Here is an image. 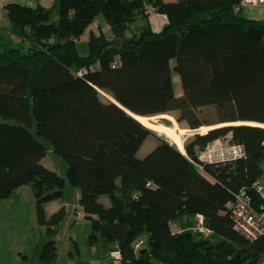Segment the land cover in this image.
<instances>
[{
    "label": "trees",
    "instance_id": "trees-1",
    "mask_svg": "<svg viewBox=\"0 0 264 264\" xmlns=\"http://www.w3.org/2000/svg\"><path fill=\"white\" fill-rule=\"evenodd\" d=\"M238 2L54 0L55 21L51 8L6 4L11 33L27 46L0 51V199L30 185L38 225L55 233L64 206L46 215L45 205L62 198L64 179L41 163L50 148L65 163L68 183L79 189L83 219L110 247L118 246V264H262L264 237L249 241L237 233L225 206L247 187L260 207L249 187L262 176L264 161V23L243 16ZM146 6L165 16L160 31L146 23L132 29L148 17ZM98 16L110 37L89 32L81 55L78 40ZM100 92L139 116L177 110L193 129L202 124L189 116L212 105L218 122L228 125L196 134L184 153L158 139L138 157L152 131L102 101ZM225 136L242 145L243 157L202 163L198 172V153ZM196 215L212 239L170 229V222ZM139 238L144 244L134 251ZM55 258L49 240L39 259L52 264Z\"/></svg>",
    "mask_w": 264,
    "mask_h": 264
},
{
    "label": "rangeland",
    "instance_id": "rangeland-1",
    "mask_svg": "<svg viewBox=\"0 0 264 264\" xmlns=\"http://www.w3.org/2000/svg\"><path fill=\"white\" fill-rule=\"evenodd\" d=\"M48 8H51L52 20L57 19V7L54 5V0L51 1ZM101 20V16H98ZM101 20L98 22L102 23ZM105 25V23H104ZM82 41L78 42V50L81 55L87 52V34L83 35ZM7 37H2L0 40V51L4 48L15 47L17 44L10 42ZM26 47L27 43L22 42ZM22 46V45H21ZM173 64V61L171 62ZM173 87L176 97L181 96L180 83L178 77L173 74ZM102 101H110V96L104 92H100ZM195 115L189 117L195 118L200 124V127L215 128L228 125V123H219L216 108L212 105H207L196 109ZM173 120L158 115L150 116L151 122L160 124L163 127H172L173 123L179 129H186L189 132L181 136L182 150L176 144L172 143L165 137L164 134L156 132L149 127L146 128L152 131V136H148L141 145L138 156L142 157L147 154L157 144L158 139L165 140L177 147L181 153H184V145L191 141L196 134H204V131H196L197 128H190L188 119L181 116L177 110L166 113ZM161 115V114H160ZM146 117V116H142ZM5 120L0 116V123ZM242 122H233V124H241ZM246 123V122H243ZM248 124V123H247ZM251 124V123H250ZM210 127V128H209ZM199 128V127H198ZM30 133L35 136L33 127L29 128ZM194 131V132H193ZM42 142L47 143L39 138ZM43 162L48 167H53L52 170L64 179L62 189V198L58 199V203L64 206V217L59 222L55 233H47L45 228L38 225L35 213V201L33 188L30 185H25L23 189L10 195L7 198L0 199V264H41L39 253L44 243L53 240L56 246V258L52 264H100L109 258L107 240L99 234L93 233L90 224L87 220L75 222L74 216L79 213L78 198L80 195L79 189L71 186L66 179V166L61 157L54 154L52 151H46V156ZM262 176L260 182L264 186V161L261 162ZM101 203L107 204L108 199L105 196L99 198ZM186 222L181 230L189 229L194 233H198L201 237L212 239L211 233L205 234V227L198 225L196 218L186 217ZM179 230V231H181ZM174 231V232H179ZM94 237L90 238V235ZM110 262L109 264L115 263Z\"/></svg>",
    "mask_w": 264,
    "mask_h": 264
},
{
    "label": "built area",
    "instance_id": "built-area-1",
    "mask_svg": "<svg viewBox=\"0 0 264 264\" xmlns=\"http://www.w3.org/2000/svg\"><path fill=\"white\" fill-rule=\"evenodd\" d=\"M264 3V0H239L236 10H241L245 6H254ZM145 13L149 16L154 13L151 6H146ZM81 74V71L77 73ZM244 155L241 144L230 140L229 136L218 138L208 143L197 155V162H193L198 172L203 173L202 163H219L235 160ZM257 195L260 207L256 208L251 202V197L247 187L239 188L233 195V198L226 202L229 217L233 229L244 236L249 241H254L259 237H264V186L260 180H254L249 187ZM198 225L203 226V218L200 215L195 216ZM83 219L81 213L74 216L75 221ZM205 234L210 233L208 229H204ZM144 244V239L139 238L132 244L133 250L137 251ZM120 252L118 246L113 244L109 252V258L100 264H109L118 261ZM261 262L264 264V252L261 255Z\"/></svg>",
    "mask_w": 264,
    "mask_h": 264
},
{
    "label": "crops",
    "instance_id": "crops-1",
    "mask_svg": "<svg viewBox=\"0 0 264 264\" xmlns=\"http://www.w3.org/2000/svg\"><path fill=\"white\" fill-rule=\"evenodd\" d=\"M51 1L52 0H0V40L2 39V37H7L6 39H8L10 42H14L17 45H23L22 40H20L18 37L14 36L11 33V23L6 18L4 10H3V7L6 4L16 3V4H19L21 6H25V7H29V8H35L36 6L41 5L43 7L48 8ZM164 1L172 2L174 0H164ZM240 13L247 18L255 19V20H258V21H261L264 23V3L259 4V5H254V6H245L241 9ZM98 20H101V19L99 17H97L95 19V21L93 23H91L86 28V30L80 36L78 42L82 41V39L84 37L83 35L85 33L87 34V37H88L89 32L98 33V31H101L105 34L106 37H110V31L108 29V26L106 24L104 25L103 20H101L103 22V26H102V23L98 22ZM166 22H167V20H166L164 15L157 13V12H154L153 14L149 15L144 21H141V20L136 21L135 23H133L131 25V27H132V29H137L139 26L146 23L151 28V30L158 32L162 29V27L166 24ZM49 150L52 151L50 148H49ZM138 152H139V150L137 151V156H138ZM45 156H46V153H45ZM45 156L41 159V163L46 168L52 170L53 167H48L49 165H46L43 162V159L45 158ZM138 157H142V155L138 156ZM23 187H25V185L20 186L17 189H15L11 195H13L14 193H17L18 191L23 189ZM60 206H61V204L58 203V200H53V201L46 203V205H45L46 215H50L52 212L56 211ZM79 213L82 214L81 210L79 211ZM79 221H81V220H79ZM186 221H187L186 217L184 216L180 219H177L173 222H170V229L173 232L179 231V230H181L183 224ZM75 222H77V221H75ZM109 249H110V244L108 243V250ZM112 264H118V263L115 262Z\"/></svg>",
    "mask_w": 264,
    "mask_h": 264
},
{
    "label": "bare ground",
    "instance_id": "bare-ground-1",
    "mask_svg": "<svg viewBox=\"0 0 264 264\" xmlns=\"http://www.w3.org/2000/svg\"><path fill=\"white\" fill-rule=\"evenodd\" d=\"M110 100H113L111 97H110ZM133 117L141 122L142 124H144L145 126L149 127L150 129L156 131V132H159V133H162L165 135V137L167 139H169L172 143L176 144V146L182 150V145H181V136L186 133V132H189V130H186V129H179L176 127V125L173 123V126L172 127H163L162 125L160 124H155L156 122H151L150 118H147V117H142V116H138V115H135L133 114ZM158 117H165V118H168L169 120H173L169 115L167 114H159ZM251 124H256V123H252ZM262 126H264V124H261ZM206 128V130L208 129V127H199L196 129V131H204ZM210 128V127H209ZM205 130V131H206ZM194 132V131H193Z\"/></svg>",
    "mask_w": 264,
    "mask_h": 264
},
{
    "label": "water",
    "instance_id": "water-1",
    "mask_svg": "<svg viewBox=\"0 0 264 264\" xmlns=\"http://www.w3.org/2000/svg\"><path fill=\"white\" fill-rule=\"evenodd\" d=\"M110 102L111 103H113V104H115V105H117L118 107H120L121 109H123L128 115H130L132 118H134L133 117V114L132 113H130L129 111H127V110H125L124 108H122L118 103H116L114 100H110ZM139 116V115H138ZM135 119V118H134ZM212 129V128H211Z\"/></svg>",
    "mask_w": 264,
    "mask_h": 264
}]
</instances>
